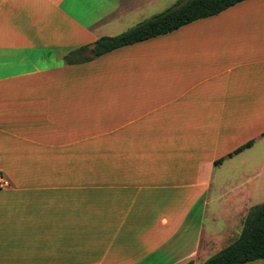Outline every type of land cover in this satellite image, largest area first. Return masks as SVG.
Here are the masks:
<instances>
[{
	"label": "crops",
	"instance_id": "crops-1",
	"mask_svg": "<svg viewBox=\"0 0 264 264\" xmlns=\"http://www.w3.org/2000/svg\"><path fill=\"white\" fill-rule=\"evenodd\" d=\"M176 2L0 0V264H202L264 202V0L65 61Z\"/></svg>",
	"mask_w": 264,
	"mask_h": 264
},
{
	"label": "trees",
	"instance_id": "trees-1",
	"mask_svg": "<svg viewBox=\"0 0 264 264\" xmlns=\"http://www.w3.org/2000/svg\"><path fill=\"white\" fill-rule=\"evenodd\" d=\"M244 0H178L173 6L115 36H103L65 57L69 64H81L120 47L170 33L195 20L210 17ZM252 141L235 153L250 147ZM264 259V202L251 207L239 236L202 264H245ZM190 264V263H186Z\"/></svg>",
	"mask_w": 264,
	"mask_h": 264
},
{
	"label": "built area",
	"instance_id": "built-area-1",
	"mask_svg": "<svg viewBox=\"0 0 264 264\" xmlns=\"http://www.w3.org/2000/svg\"><path fill=\"white\" fill-rule=\"evenodd\" d=\"M7 184H8L7 181L3 177L0 176V187H4Z\"/></svg>",
	"mask_w": 264,
	"mask_h": 264
},
{
	"label": "rangeland",
	"instance_id": "rangeland-1",
	"mask_svg": "<svg viewBox=\"0 0 264 264\" xmlns=\"http://www.w3.org/2000/svg\"><path fill=\"white\" fill-rule=\"evenodd\" d=\"M177 1H178V0H177ZM163 11H164V10H163ZM143 21H144V20H143ZM135 25H136V24H135ZM222 229H224V227L221 226V227L219 228V230H222ZM237 230H238V229H236V232H237L236 235H239V233H240V229H239V231H237ZM236 237H237V236H236Z\"/></svg>",
	"mask_w": 264,
	"mask_h": 264
}]
</instances>
